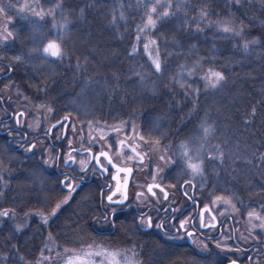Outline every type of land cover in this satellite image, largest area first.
Here are the masks:
<instances>
[{"label": "trees", "instance_id": "1", "mask_svg": "<svg viewBox=\"0 0 264 264\" xmlns=\"http://www.w3.org/2000/svg\"><path fill=\"white\" fill-rule=\"evenodd\" d=\"M9 5L14 12H1L0 29H13L0 39V57L28 98L53 104L54 117L60 114L55 100H89V115L108 129L109 139L124 137L160 152L177 180L189 175L174 145L203 120L211 132L203 141V175L194 178L202 195L224 197L241 217L264 215V0ZM17 13L24 18L15 23ZM50 42L63 55L45 54ZM211 72L223 76L216 87L205 79ZM6 139L0 132V217L7 213L0 223V264L34 263L46 251L48 236L58 249L129 247L140 264H222L216 253H193L133 223L95 231L90 220L99 211L96 189L87 184L58 204L66 190L55 169L38 150L24 152ZM24 214L30 218L23 227L10 220Z\"/></svg>", "mask_w": 264, "mask_h": 264}, {"label": "flooded vegetation", "instance_id": "2", "mask_svg": "<svg viewBox=\"0 0 264 264\" xmlns=\"http://www.w3.org/2000/svg\"><path fill=\"white\" fill-rule=\"evenodd\" d=\"M16 86L12 66L0 57V110L4 112L0 124L5 123L0 132L7 135L8 145L20 149H31L39 138H45L55 152L54 169L69 197L74 191L86 188L87 184L96 189L99 211L90 220L95 231L109 233L116 225L133 223L140 230L152 231L165 240L181 243L193 253H216L222 264H264V238L260 232L255 231L250 240H243L242 237H249L248 232L238 226V220L218 205L215 198L202 195L194 178L177 180L167 170L152 175L143 167L145 155L138 158L136 154L125 155L115 149L118 144L137 145L135 142L114 136L107 145L75 141L67 129L70 115L65 112L54 117L46 131L29 133L21 124L24 111L14 110L7 102L12 100L9 92ZM56 121L59 123L54 124ZM61 125L64 127L63 138L53 139L54 129ZM102 149L107 150L111 163L108 156L99 155V163L94 160V155ZM113 163L122 168L118 169ZM128 171L131 174L124 186ZM139 171L142 178L136 179Z\"/></svg>", "mask_w": 264, "mask_h": 264}, {"label": "rangeland", "instance_id": "3", "mask_svg": "<svg viewBox=\"0 0 264 264\" xmlns=\"http://www.w3.org/2000/svg\"><path fill=\"white\" fill-rule=\"evenodd\" d=\"M18 0H0V14L3 11H13L11 9L9 2H17ZM14 12V11H13ZM23 16L16 14L15 23L23 20ZM1 19V15H0ZM13 29V24H9L6 29H0V39L6 36V32H10ZM33 39V35H32ZM257 53H260L259 50ZM33 62L38 65V56L33 54ZM259 57V56H258ZM262 72L260 75L262 76ZM258 75V73H257ZM10 96L12 100H7V102L12 106L14 110H23L25 115L21 119V124L33 134L39 130L46 131L48 126L51 124L54 115L53 104H48L41 101H36L28 98L22 89L18 86L10 90ZM88 102L89 100H79L77 98H71L70 100H55L54 104L57 109H59L60 114L67 113L70 115V121L68 123L67 129L71 131L73 140L77 141H101L107 145L109 140V132L105 126H101L96 121L92 120V117L88 112ZM87 108V109H86ZM78 113L81 116H78ZM4 112L0 110V116H3ZM77 117L76 121L74 118ZM74 121V122H73ZM95 123L94 129L88 130L89 124ZM5 123L0 124V128H3ZM205 128L209 131L206 133ZM64 127L61 125L54 129L52 134L53 139L63 138ZM158 129L154 128L150 131V135L154 134ZM211 132V126L209 123L200 120L198 125L193 129L192 133L189 135L182 136L177 140L174 145L176 153L174 156L179 155L183 161L186 163L188 168V175L190 178H199L203 175V141L208 138ZM100 135V138L92 137L91 134ZM17 134V133H10ZM104 134V135H103ZM126 139V138H125ZM119 140V139H117ZM128 140V139H127ZM130 141V140H129ZM16 145V143H15ZM116 150H121L125 152V155L136 154L139 156L145 155L144 169L152 175H159V173L167 170L169 164L163 154L158 151L153 150L149 147H137V145L128 144H118L116 145ZM24 152L30 150H38L46 159L45 164L50 168H54V157L55 152L46 142L45 138H39L33 148L29 149L27 147L22 148ZM189 164L199 165V172L193 173L192 169L188 167ZM141 172L136 174V179L142 178ZM69 197V192L66 191L63 198L58 202V204L63 203ZM224 197H216L215 202L221 205L228 213L232 215L234 220H238L237 224L240 228H243L248 232V238L242 237L243 240H250L253 237L255 231L260 232L264 238V215H258L253 213L251 216L241 217L239 213L234 209L232 204ZM4 213H1L0 223ZM7 217V216H6ZM8 218V217H7ZM30 215L24 214L23 216L15 215L10 218L17 227H23L29 220ZM46 251L41 255V257L34 263L26 264H140L136 256V252L132 248H122V247H110L102 244H91L87 246H82L78 248H68L62 247L58 249L57 242L48 236L45 243Z\"/></svg>", "mask_w": 264, "mask_h": 264}, {"label": "snow or ice", "instance_id": "4", "mask_svg": "<svg viewBox=\"0 0 264 264\" xmlns=\"http://www.w3.org/2000/svg\"><path fill=\"white\" fill-rule=\"evenodd\" d=\"M152 11L154 12L155 9L153 8ZM168 15H169V13L166 12L161 17H159V19H163L164 17H166ZM155 23H156L155 21H153L151 18H149V20H148L149 25L155 26ZM224 31H231V29L225 28ZM8 35L11 36V33H8ZM4 39H7V37H5ZM43 51L45 54H48V55H51L54 57H59V56L63 55L60 46L54 42H50L48 45H46L45 48L43 49ZM17 59H19V57H17ZM153 63L155 65L156 71H160L161 66H160L159 60L158 59L154 60ZM205 79L208 80V86L216 87L217 84H219V82L221 80H223V76L218 72H211L209 74V76H207ZM208 131H209V129L205 128V132L207 133ZM100 155L107 157V153H101ZM96 161H97V163H99V156L96 157ZM108 162L111 163L110 158H109ZM66 163H67V161H66ZM188 167L192 169L194 174L198 173L200 170L199 165H196V164H189ZM149 191H151V188H149ZM111 199L112 198L109 197V200H111ZM225 203H228V201H225ZM58 207H59V205H57V208ZM4 214L6 215L7 213H4ZM53 214H55V209L53 210ZM249 215L251 216L252 213H249ZM148 223H149V226H151V219L150 218H149Z\"/></svg>", "mask_w": 264, "mask_h": 264}, {"label": "water", "instance_id": "5", "mask_svg": "<svg viewBox=\"0 0 264 264\" xmlns=\"http://www.w3.org/2000/svg\"><path fill=\"white\" fill-rule=\"evenodd\" d=\"M65 117H66V119L68 120V116H65ZM57 123H59V121H56L54 124H57ZM66 123H67V122H66ZM101 153H107V156H108V152H107V150H106V149H102V150H100L99 152H97V153L94 155V160H96V157L99 156ZM108 158H109V156H108ZM113 164L116 165V166H118V169L122 168L121 166H119V165L116 164V163H113ZM130 174H131L130 171H128V172L126 173L125 179H124V181H123V185H124V186H126V184H127V182H128V179H129V177H130Z\"/></svg>", "mask_w": 264, "mask_h": 264}]
</instances>
